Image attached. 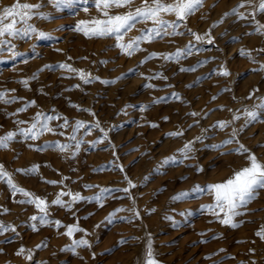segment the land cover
I'll return each mask as SVG.
<instances>
[{"label":"rangeland","instance_id":"374dc122","mask_svg":"<svg viewBox=\"0 0 264 264\" xmlns=\"http://www.w3.org/2000/svg\"><path fill=\"white\" fill-rule=\"evenodd\" d=\"M14 2L16 0H0V9ZM20 2H42L46 6L40 11L54 12L56 19L33 17L30 22L45 31H53V35L59 39L37 41L35 37L27 40L9 38L17 45L15 51L24 55L10 58L11 53L7 50L0 53L3 57L0 59V91L15 89V92H7V97L19 96L24 99L14 103L0 101V135L28 127L34 114L43 111L49 115L60 113L67 116L70 125L77 119L89 122L99 120L101 128L108 131V139L95 145H81L79 153L73 158L71 149L60 152L55 148L39 150L29 147L43 145L45 141L67 142L71 126L63 129L66 135L45 132L37 140H25L18 134L8 149H0V163L12 173L13 180L19 186L37 195L47 196L49 201L65 185V191L71 189L84 196H93L102 188L112 191L105 194L103 206L98 201H78L72 209L75 217L62 207H50L52 219L70 224L76 222L78 217L80 227L88 230L86 238L91 241V248L82 246L73 253L65 246L84 233L76 232L69 237L63 225L56 228L38 224V230H33L29 217L38 214L39 210L35 205L19 203L25 197L21 193L14 194L6 180L0 179V221L5 225H16L15 232L11 229L0 232V264H137L142 250L145 264L149 239L152 241L154 258L160 264H264V237L257 235L264 230V189L246 208L240 210L241 215L235 217L240 222L238 227L224 225L207 210L200 209V205L213 201L212 193L206 192L182 201L171 199L175 193L190 189L195 183L222 182L233 174L234 169L248 163L247 154L229 153V149L238 147L235 142L219 149L210 147L226 139L232 127L240 129L245 124V116L240 115L239 120L225 129L209 126L217 120H231L236 110L243 113L245 107L252 110L254 105L264 102V97H261L264 93V70H255L264 65V29L257 32L255 22L264 25V13L258 12L253 19L251 7L246 4L240 9L246 19H239L236 15L224 17L223 14L236 7L241 0H203V6L180 24L178 31L183 35L145 40L141 43L142 50L129 57L115 47L114 36L88 37L72 27L54 31L59 25L72 26L79 20L103 18L94 5L81 4L75 11H55L49 0ZM255 2L258 4L259 0ZM140 3L141 0H134V6ZM84 7L88 8L87 12ZM110 11L116 13L127 9L114 8ZM165 18L176 19L174 15ZM221 19V23L212 27L214 22ZM151 26V21L137 23L124 35V42L140 35L141 29ZM188 29L200 34L211 29L214 40L209 43L205 39L197 43ZM189 41L200 50H193L190 55L185 53L179 60L154 57L140 63L150 52H175L177 48L183 49ZM33 45H36L34 51ZM241 49L251 50V55H241ZM59 62L82 68L93 76L101 77V80L85 84L76 74L53 67L40 71L37 79L29 80L27 88L20 82L43 65H57ZM198 62H201L199 66ZM221 65L229 69V76L218 72ZM193 67L194 71L181 70ZM121 73H126V76L115 83L102 82ZM157 73H163L168 79L156 78ZM77 84L80 87H73ZM175 92L181 94V99L172 95ZM158 97L163 99L154 103ZM30 100H35L36 104L26 111L16 112L17 108ZM144 105L149 106L145 108ZM220 105L225 107L220 108ZM82 109H91V112ZM193 111L200 115H186ZM256 111L259 118L238 131V140L264 160V109L257 108ZM165 116L169 119H163ZM18 120L29 123L18 124ZM194 120L199 123L189 129L188 125L193 124ZM49 123L56 127L63 123V119ZM153 123L157 126L153 127ZM181 128L184 130L183 136L166 135ZM202 129H209L206 133L208 138L195 143V151L190 153L191 159L169 164L159 174L153 173L164 157L174 153L187 140L200 135ZM84 132L81 129L78 138L82 136L86 141L96 140L102 135L96 128L87 135ZM33 164L40 166L35 174L16 171ZM196 166H203V171L197 172ZM125 175L136 184L135 188L130 189V195L136 200L135 207L140 216L131 218L133 213L125 210L117 212L113 220L108 221L105 217L114 209L134 207L129 195L116 190L128 187ZM146 175L150 179L145 182ZM62 177H68L62 185L46 182L59 181ZM88 184L97 187H84ZM63 199L68 200L69 197ZM185 210H189V214L181 215ZM126 217L130 219H123ZM38 244L41 247L37 248ZM21 245L32 250L31 260L16 254Z\"/></svg>","mask_w":264,"mask_h":264},{"label":"snow or ice","instance_id":"6c2138e0","mask_svg":"<svg viewBox=\"0 0 264 264\" xmlns=\"http://www.w3.org/2000/svg\"><path fill=\"white\" fill-rule=\"evenodd\" d=\"M49 3L52 5L55 11H63L65 9L75 11L76 7L81 4L88 5L90 3L94 5L95 8L102 13L103 18L93 17L90 21L79 20L72 26L59 25L54 31L63 30L65 27H72L74 31L82 32L88 37L114 36L116 38L115 47L121 49V51L126 53L129 57L142 50L141 43L145 40L151 41L157 38H163V36L168 35H183L182 32L178 31L180 24L184 22L190 15H192L198 8L203 6V0H141V3L138 6H134V0H49ZM246 4L251 7V15L253 19L258 12L264 13V0H259L258 4L255 2V0H241V2L236 7L232 8L229 12H225L223 14L224 17L236 15L239 19H246L245 13L240 11V9L245 7ZM45 6L46 5L42 2L21 3L20 0H16V2L13 4L4 6L2 9H0V53L7 50L11 53L10 58L24 55L23 53L15 51L17 45L13 43V39L27 40L33 37H35L37 41H52L59 39V37L53 35V31H45L41 28H38L34 23L30 22L33 17H38L43 20H53L57 18L54 12L40 11V9L44 8ZM114 8H126L127 11L116 12L113 14L110 10ZM84 11L87 12L88 8L84 7ZM168 15H174L176 19H166L165 17ZM5 20H8L9 22L5 23ZM142 21H151L152 26L141 29L140 35L128 40L127 42H124V35L134 28L137 23ZM221 22L222 19L214 22L212 27H215ZM255 22L258 25L256 31L261 32V30L264 29V25H261L259 21ZM17 25L20 26L17 27ZM168 29H171V31L169 32ZM188 32L194 37V40L197 43L205 39L209 43L214 40V37L211 36V29L203 34L194 32L191 29H188ZM35 47L36 45L32 46V51L35 50ZM55 50L63 51V49ZM193 50L198 51L200 49L197 48L196 44H194L192 41H189L183 49L177 48L175 52H150L143 58L142 61H140V63H145L154 57H163L165 60H179L183 54L186 53L190 55ZM245 54L250 56L251 50L241 49V55ZM0 59H3V57L0 56ZM68 59H71V57H68ZM213 59L215 58L213 57ZM206 62L207 61H203V63ZM102 63H107V61H102ZM200 63L201 62H198L197 66H199ZM53 67L66 69L69 73L76 74L85 84L91 83L94 80H101V77L93 76L91 72H86L82 68H75L72 64L67 62H59L57 65H43L41 68L37 69L36 73L32 74L30 77L22 78L20 82L27 88L29 86V80L37 79L38 73L40 71ZM181 70L194 71L195 68H182ZM255 70H264V65H261L260 69ZM129 71L131 72L133 70L129 69ZM218 72L224 76H229L231 74L229 69L224 65L219 67ZM125 76L126 73H121L112 79H104L102 82L105 84H112L123 79ZM156 78H163L165 80L168 79V77L164 76L163 73H157ZM148 79H151V77H148ZM145 86L156 87L155 85ZM191 86L192 85H188V87ZM73 87L78 88L80 85L77 84ZM224 90L227 91V89ZM15 91V89L0 91V101H3L4 103H14L17 100L24 99L23 97L19 96L7 97V92ZM172 95L176 99H181V94L178 92H175ZM212 98L216 99V96H213ZM162 99V97H158L153 102H160ZM262 101H264V98H262ZM35 104V100L27 101L22 107L17 108L16 112L26 111L28 107ZM148 106L149 105H144L143 107L147 108ZM73 107L80 108L79 105H73ZM125 107L128 106L126 105ZM219 107L223 108L225 106L220 105ZM257 108L264 109V102L254 105L252 110H249L247 107H245L243 113H240L239 110H236L233 113L231 120H217L214 124L209 126V128L225 129L230 125H233L236 120H239L240 115L245 116V124L241 126L240 129L232 127L231 134L226 139L222 140L218 144L210 145V147L219 149L235 142L238 147L229 149V153L234 151L239 154H247L246 159L248 163L246 166L240 167L239 169H234L233 174L222 182L207 183L203 185L195 183L190 189L175 193L171 197L173 201H182L193 196L203 195L206 192L212 193L214 195L213 201L211 203L200 205V209L207 210L215 219L219 220L224 225H230L231 227L239 226L240 222L237 221L235 217L241 215L240 210L242 208H246L247 204L259 195V191L264 189V160L259 159L255 153L251 152L249 148L240 143L238 140V131H242L243 128L248 125V123L256 121L259 118V113L256 111ZM82 110L91 112V109ZM121 111H124V109H121ZM229 111L232 110L229 109ZM9 115H15V113H9ZM92 115L95 116V113L92 112ZM186 115L195 117L200 115V113L193 111L186 113ZM204 115L207 116L208 113H204ZM61 119H63L62 124H58L56 127L50 126V121ZM163 119L167 120L169 118L165 116ZM17 123L28 124L29 122L18 120ZM198 123L199 121L194 120L193 124L188 125V128L190 129L194 124ZM70 126L71 133L67 134V142H61L59 140L45 141L43 145H29V147H35L39 150L55 148L60 152H67L69 149H71L70 155L71 157L75 158L80 151L81 145L85 143L95 145L102 140L108 139V131L101 128L99 120L89 122L77 119L74 124L70 125L69 118L67 116H63V114L56 113L55 115H49L43 111H38L34 114L28 127H20L16 130H10L3 135H0V149H8L11 143L17 138L18 134L22 135L25 140H37L45 132L63 136L66 135L63 129H66ZM152 126L156 127L157 125L153 123ZM93 128L99 129V131L102 133V135L97 137L96 140L86 141L82 136L78 138V134L80 133L81 129H84V134L87 135ZM208 130L209 129H202L200 135L193 137L191 140H187L183 146L176 149L174 153L164 157L162 161L159 162L157 167L153 169V173L159 174L161 169L169 164L181 163L185 160L191 159L192 157L190 156V153L195 151V143L207 139L208 137L206 133ZM183 133L184 130L181 128L176 131H170L166 133V135L180 137L183 136ZM39 167L40 166L38 164H33L29 168H21L17 169L16 171L25 174H35L38 172ZM120 167L122 170L123 166L121 165ZM196 170L197 172H202L203 166H196ZM184 178L187 179V177ZM0 179L6 180L7 185L12 189L14 194L21 193L25 197V199L19 201V203L35 205L36 209L39 210L38 214H34L29 217V220L32 221L30 227L33 230H38V224L52 225L56 228H59L63 225V227L66 229V235L69 237H73L74 233L76 232L84 233V235L79 239H73L70 245H66V249H70L73 253H75L76 249L82 246L91 248V241L86 238L88 235V230L80 227L78 217L74 223L63 224L60 219L51 218L49 209L51 206H59L71 212L73 217H75L76 214L74 211H72V209L78 201H98L101 203V206H103L105 194L112 190L102 188L99 193L93 196H84L80 192H73L71 189L65 191V188L67 187L65 185V188H61L59 192L55 194V198L49 201L47 196L37 195L34 192H30L27 189L19 186L13 180L12 173L8 172L2 163H0ZM67 179L68 177H62V179L59 181L47 180L46 182L52 185H62L64 180ZM124 179L127 181L128 187L116 190L123 191L126 195H129V197L132 199L134 207L132 209H114L108 214V216L105 217V219L108 221H112L117 212L125 210L131 211L133 213V217L131 218H137L140 216L139 210L135 207L136 200L130 195V189L135 188L136 184L127 175H125ZM149 179L150 176L148 175L144 177L145 182ZM84 187L92 188L97 186L88 184L84 185ZM65 196H68L69 199H63ZM4 211H8V209H4ZM150 211H155V209H151ZM221 213H223V216H221ZM188 214L189 210H185L183 213H181V215ZM168 218L173 219L172 217ZM123 219L130 218L126 217ZM9 229L15 232L16 225H5L2 221H0V232H6ZM257 235L264 237V230L259 231ZM121 242H123V238ZM36 247L39 248L41 245L38 244ZM0 251H2V249H0ZM16 254L24 255L27 260L32 259V250L26 249L23 245L20 246ZM93 255L95 254L93 253ZM146 255L147 260L145 264H160V261L154 258L151 239L148 241Z\"/></svg>","mask_w":264,"mask_h":264},{"label":"bare ground","instance_id":"6f19581e","mask_svg":"<svg viewBox=\"0 0 264 264\" xmlns=\"http://www.w3.org/2000/svg\"><path fill=\"white\" fill-rule=\"evenodd\" d=\"M43 11V10H42ZM114 13V12H113ZM251 14V13H250ZM43 92V91H42ZM261 97H264V93H262L261 94ZM252 107V106H251ZM258 111V110H257ZM54 149V148H53ZM56 150V149H55ZM57 159H58V157H57ZM59 159H60V157H59ZM145 241H146V236H145ZM143 250H142V252L140 253V256H139V259H138V262H137V264H144V260H143ZM147 260V259H146Z\"/></svg>","mask_w":264,"mask_h":264}]
</instances>
